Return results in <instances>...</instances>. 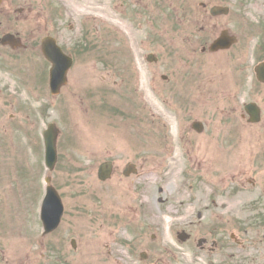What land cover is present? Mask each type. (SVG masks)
I'll return each mask as SVG.
<instances>
[{"label": "rangeland", "instance_id": "1", "mask_svg": "<svg viewBox=\"0 0 264 264\" xmlns=\"http://www.w3.org/2000/svg\"><path fill=\"white\" fill-rule=\"evenodd\" d=\"M13 2L15 7L28 3L33 12L17 24L15 15L0 16V37L21 30L28 43L19 53L0 47V264H204L178 233L191 224L211 228L204 211L211 190L205 195L204 183L215 173L212 168L220 170L240 146L249 149L244 136L230 130L238 127L235 107L255 98L250 67L264 60V0ZM213 5H228L230 14L212 18ZM144 6H152L156 19L141 11ZM225 28L238 36V45L203 57L194 53ZM47 32L69 51L84 42L87 32L93 47L96 42L95 48L112 51L113 65L105 69L97 62L96 71H85L78 61L68 84L53 96L42 66L48 65L40 56ZM148 52L160 55L162 62L145 65ZM128 58L142 92L139 103L119 86ZM167 73L171 82L160 77ZM184 84L189 87H175ZM184 89L191 116L177 110L166 94L185 99ZM194 119L203 120L209 130L216 124L221 133L197 135L188 127ZM50 122L60 130L53 172L45 166L42 134ZM76 128L80 134L89 131L78 136ZM105 160H113L116 171L101 182L98 166ZM128 162L137 164L138 173L125 177ZM49 175L65 215L56 232L43 235L40 209ZM219 180L217 192L222 190ZM216 214L220 211L213 209L208 220ZM72 238L78 241L76 250ZM142 252L147 258H141Z\"/></svg>", "mask_w": 264, "mask_h": 264}, {"label": "flooded vegetation", "instance_id": "2", "mask_svg": "<svg viewBox=\"0 0 264 264\" xmlns=\"http://www.w3.org/2000/svg\"><path fill=\"white\" fill-rule=\"evenodd\" d=\"M5 1L6 4H4ZM203 9L206 10V7L204 6ZM143 11L145 13L148 11V17H151L152 14L153 19H156V11L152 6H144ZM32 12L33 6L28 3L15 7L13 0L0 2V16L4 15L8 19L15 15L14 17L22 22ZM16 33H20V31H16ZM49 35L47 34V36ZM155 42V39L151 41L153 45ZM75 44L76 42L73 45ZM61 45L65 49L68 48L62 42ZM84 46L78 42L70 49V52L75 62L84 63L85 71H96L97 62L103 65L105 62H109L108 55L112 51L95 49L92 44L85 48ZM102 51L104 54H99ZM148 54L143 55L145 65L156 63L155 66H158V63L162 62L160 55L155 53H152L156 56L155 60L152 61L153 63L149 62ZM86 56L92 57L93 62L86 59ZM105 69H109V66H106ZM124 71L131 74V77L126 75L125 87L134 88L136 75L130 58L124 62ZM249 77V73L245 75L246 79ZM250 81V91L255 98L249 100L259 101L262 112L260 125L250 122V116L245 112V107L242 104L235 107L234 115L238 127L234 132L238 136H244L245 140L250 143L249 149L247 151L243 146H240V152L231 155L220 170L212 168L215 171L213 176L221 175L222 177L219 180L222 190L218 192L215 190V188L219 189L218 184H208L212 199L204 211L206 221L211 228L203 226L204 230H201L198 226L195 229L194 224H191L186 233L189 250L195 252L205 264H264V105L262 104L264 99L261 98L264 97V85L257 81L254 68H252ZM248 101H245L244 104ZM195 111L197 112L198 109L196 108ZM202 124L201 133L209 132L213 135L220 133L216 128L206 129L205 122ZM193 132L197 135L201 134L197 129ZM205 179L201 177L202 181ZM225 183H230V185ZM213 209L219 210L220 214H216L212 220H208V214Z\"/></svg>", "mask_w": 264, "mask_h": 264}, {"label": "water", "instance_id": "3", "mask_svg": "<svg viewBox=\"0 0 264 264\" xmlns=\"http://www.w3.org/2000/svg\"><path fill=\"white\" fill-rule=\"evenodd\" d=\"M228 9L223 7H214L212 9L213 15L227 13ZM232 40L224 33L222 36L213 43L212 50L227 47L231 44ZM2 43L10 44L13 47L21 45V42L13 35H6ZM43 51L47 58L52 62L51 75V90L53 94H58L61 87L67 81V71L72 65V60L66 56L63 51L56 45L53 39L46 38L43 41ZM258 79L264 81V63L257 66ZM253 119L258 121L260 118V110L257 107L251 109ZM58 129L54 124H50L47 131L44 132L45 146H46V163L50 169L55 167L57 161V137ZM130 166H128L129 168ZM112 166L110 163L101 166L99 176L101 179H107L111 174ZM50 183V178H47ZM63 213V205L61 199L51 185L47 188V194L43 201L41 218L45 226V233L53 231L61 220Z\"/></svg>", "mask_w": 264, "mask_h": 264}, {"label": "bare ground", "instance_id": "4", "mask_svg": "<svg viewBox=\"0 0 264 264\" xmlns=\"http://www.w3.org/2000/svg\"><path fill=\"white\" fill-rule=\"evenodd\" d=\"M99 13H101L103 16H105L107 18H112V16L109 13H107L106 11H103V9L99 10ZM87 16H92V15L91 14H87ZM117 204H120L119 199H118Z\"/></svg>", "mask_w": 264, "mask_h": 264}]
</instances>
